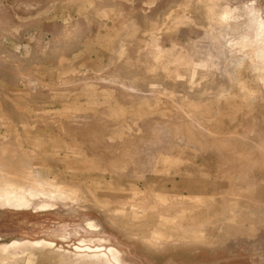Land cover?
Wrapping results in <instances>:
<instances>
[{"label":"rangeland","instance_id":"obj_1","mask_svg":"<svg viewBox=\"0 0 264 264\" xmlns=\"http://www.w3.org/2000/svg\"><path fill=\"white\" fill-rule=\"evenodd\" d=\"M0 264H264V0H0Z\"/></svg>","mask_w":264,"mask_h":264},{"label":"bare ground","instance_id":"obj_2","mask_svg":"<svg viewBox=\"0 0 264 264\" xmlns=\"http://www.w3.org/2000/svg\"><path fill=\"white\" fill-rule=\"evenodd\" d=\"M1 198L4 200V201H6V202H12V203H9V204H25V203H27L28 202V199H27V196H25V195H23V194H15V193H13V194H6V195H3V196H1ZM47 203H49V202H47ZM48 205H50V204H48ZM22 206V205H21ZM42 206H47V204L46 203H43V205ZM15 242V241H14ZM13 242V243H14ZM4 245H6V244H4ZM7 246H3L2 248H3V250H5V248H6Z\"/></svg>","mask_w":264,"mask_h":264}]
</instances>
